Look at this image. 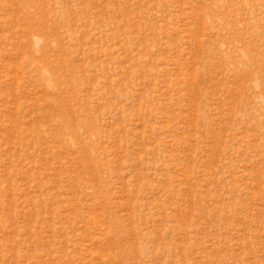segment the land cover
I'll list each match as a JSON object with an SVG mask.
<instances>
[{"label": "rangeland", "instance_id": "rangeland-1", "mask_svg": "<svg viewBox=\"0 0 264 264\" xmlns=\"http://www.w3.org/2000/svg\"><path fill=\"white\" fill-rule=\"evenodd\" d=\"M0 264H264V0H0Z\"/></svg>", "mask_w": 264, "mask_h": 264}]
</instances>
